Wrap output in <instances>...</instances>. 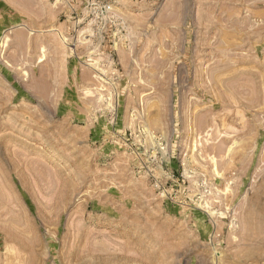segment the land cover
I'll return each instance as SVG.
<instances>
[{"label":"rangeland","instance_id":"obj_1","mask_svg":"<svg viewBox=\"0 0 264 264\" xmlns=\"http://www.w3.org/2000/svg\"><path fill=\"white\" fill-rule=\"evenodd\" d=\"M263 99L264 0H0V264H264Z\"/></svg>","mask_w":264,"mask_h":264},{"label":"bare ground","instance_id":"obj_2","mask_svg":"<svg viewBox=\"0 0 264 264\" xmlns=\"http://www.w3.org/2000/svg\"><path fill=\"white\" fill-rule=\"evenodd\" d=\"M215 77H216V76H215ZM214 79H215V78H214ZM209 80H210V79H209ZM217 81H218V80H217ZM208 83H209V82H208ZM208 83H207V84H208ZM212 83H213V82H212ZM224 97H225V96H224ZM218 100H219V99H218ZM263 100H264V99H263ZM231 101H232V100H231ZM262 102H263V101H262ZM249 105H251V104H249ZM258 105H259V102H258ZM258 105H257V107H258ZM251 106H252V105H251ZM258 108H260V107H258ZM262 109H263V108H262ZM256 110H257V109H256ZM257 112H258V111H257ZM261 112H262V111H261ZM255 113H256V112H255ZM255 113H254V114H255ZM256 114H257V113H256ZM259 114H260V113H259ZM262 115H263V114H262ZM254 116H255V115H254ZM200 118H201V117H200ZM210 118H211V117H210ZM258 118H259V117H258ZM262 118L264 119V116H263ZM201 119H202V118H201ZM201 119H200V120H201ZM259 119H260V118H259ZM263 119H262V120H263ZM211 120H212V119H211ZM201 121H202V120H201ZM252 121H253V120H252ZM218 122H219V121H218ZM244 122H245V121H244ZM254 122H255V121H254ZM258 122H260V120H259ZM202 123H203V122H202ZM204 124H205V122H204ZM213 124H214V123H213ZM218 124H219V123H218ZM245 124H246V123H245ZM255 124H257V123H255ZM195 125H196V124H195ZM198 125H200V123H198ZM257 125H258V124H257ZM261 125H263V123H262ZM209 126H210V125H209ZM249 126H250V125H249ZM252 126H253V125H252ZM252 126H251V127H252ZM263 126H264V125H263ZM195 127H196V126H195ZM210 127H211V126H210ZM215 127H216V124H215ZM215 127H213V128L215 129ZM247 127H248V126H247ZM201 128H202V127H201ZM205 128H206V126H205ZM260 128H262V127L260 126ZM198 129H199V128H198ZM206 129H207V128H206ZM206 129H205V130H206ZM249 129H250V128H249ZM249 129H248V130H249ZM203 130H204V129H203ZM205 130L202 131V132L205 133ZM212 130H213V129H212ZM212 130H211V131H212ZM246 131H247V130H246ZM249 132H250V131H249ZM255 133H256V131H255ZM206 134H208V133H206ZM209 134H210V132H209ZM251 137H252V136H251ZM252 138H254V137H252ZM223 139H224V138H223ZM206 140H208V139H206ZM230 141H231V140H230ZM232 141H233V140H232ZM251 142H252V141H251ZM224 143H225V142H224ZM227 143H228V142H227ZM231 143H232V142H231ZM212 144H213V143H212ZM219 144L221 145V148L224 150V148H223L224 146L222 147V144H221V143H219ZM250 144L252 145L253 143H250ZM247 145H248V144H247ZM251 145H250V146H251ZM226 146H227V145H226ZM213 147H215V146H211V148H213ZM204 148H205V147H204ZM221 148H220V149H221ZM250 148H251V147H250ZM250 148H249V150H250ZM231 149H232V148H231ZM214 150H216V149H214ZM229 150H230V149H229ZM219 151H220V150H219ZM224 151H225V150H224ZM224 151H222V152H224ZM214 153H215V152H214ZM224 153H225V152H224ZM224 153H223V155H224ZM208 154H209V153H208ZM209 155H211V153H210ZM215 155H216V154H215ZM219 155H220V154H219ZM213 157H214V156H213ZM219 157H221V156H219ZM213 160H214V159H213ZM220 160H221V159H220ZM214 162L216 163V161H214ZM215 163H214V164H215ZM226 165H227V164H226ZM227 167H228V166H226L225 168H227ZM237 170H238V169H237ZM216 171H217V170H216ZM226 171H227V170H226ZM234 171H235V170H234ZM216 174H218V173H216ZM234 176H235V175H234ZM226 188H227V185H226ZM2 230H3V229H2ZM10 230L13 231L12 229H10ZM11 231H10V232H11ZM11 233H12V232H11ZM11 233H10V234H11ZM15 234H16V236H17V233H15ZM13 237H15V235H14ZM7 240H8V239H7ZM18 240H19V239H18ZM12 241H14V240H12ZM8 242H9V241H7V243H8ZM21 242H22V241H21ZM4 244H5V243H4ZM11 245H12V244H11ZM9 246H10V245H9ZM13 246H14V245H13ZM21 246H22V245H21ZM22 248H23V247H22ZM17 256H18V255H17ZM18 259H19V258H18Z\"/></svg>","mask_w":264,"mask_h":264}]
</instances>
